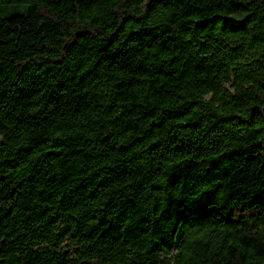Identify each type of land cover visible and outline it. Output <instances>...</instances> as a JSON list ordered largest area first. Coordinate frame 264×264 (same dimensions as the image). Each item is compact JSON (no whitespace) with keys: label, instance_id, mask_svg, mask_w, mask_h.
Returning a JSON list of instances; mask_svg holds the SVG:
<instances>
[{"label":"trees","instance_id":"trees-1","mask_svg":"<svg viewBox=\"0 0 264 264\" xmlns=\"http://www.w3.org/2000/svg\"><path fill=\"white\" fill-rule=\"evenodd\" d=\"M0 264H264V0H0Z\"/></svg>","mask_w":264,"mask_h":264},{"label":"rangeland","instance_id":"rangeland-1","mask_svg":"<svg viewBox=\"0 0 264 264\" xmlns=\"http://www.w3.org/2000/svg\"><path fill=\"white\" fill-rule=\"evenodd\" d=\"M255 229H260L261 228V225H258L257 227H254Z\"/></svg>","mask_w":264,"mask_h":264}]
</instances>
